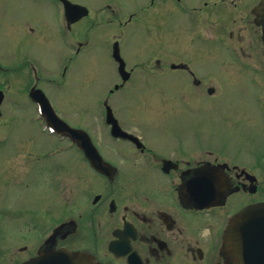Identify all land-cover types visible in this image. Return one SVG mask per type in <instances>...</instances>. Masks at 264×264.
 <instances>
[{
  "label": "flooded vegetation",
  "instance_id": "1",
  "mask_svg": "<svg viewBox=\"0 0 264 264\" xmlns=\"http://www.w3.org/2000/svg\"><path fill=\"white\" fill-rule=\"evenodd\" d=\"M66 1L81 6L80 11H68ZM260 1L96 0L90 5L78 0H0V40L8 37L14 43L45 47L21 58L20 52L0 49V57L18 59L5 71L27 76L22 84L29 90L36 87L46 92V84L61 83L48 78L49 68L41 60L52 43L56 44L60 79L72 69H82V60L100 45L107 49L118 75L110 96L124 89L139 72L151 77L172 76L179 101L189 107L204 93L213 96L210 90H215V84L222 86L209 69L193 66L206 58L209 43L226 44L237 59L233 64L243 65L226 68V75L264 79V71L247 62L254 56L255 35H260L263 43L264 20L255 16ZM175 16L181 18L180 24L175 23ZM131 29L150 35L155 51L133 61L127 59L123 51ZM244 44L247 51L251 49L249 53ZM116 49L121 60L115 57ZM122 64L125 73L120 71ZM121 74L128 79L123 81ZM263 79H255L260 87H264ZM29 102L39 113L37 104ZM253 107L259 115H242L241 120H252V129H259L256 135L264 140V106ZM115 117L119 126L140 142L114 137L111 125L105 123L111 142L129 147L125 151L114 148L115 160L105 158L113 173L94 171L99 180L79 175L71 184L60 179L58 184L42 186L43 191L35 190L33 180L22 179L18 182L23 187L20 192L28 194L19 198L14 196V186L0 185V264H34L62 251L88 254L94 264H233L224 233L242 209L264 204V149L253 147L250 154L236 151L229 155L210 149L209 143L200 144V140L197 147H173L165 153ZM29 122L43 135L50 133L42 116H32ZM245 134L250 139L254 132ZM29 151L38 152L40 162L51 155L44 147ZM30 176L27 173L26 177ZM49 191L53 195L46 196ZM10 193L13 206L3 207L1 203ZM197 197L206 198L208 206L200 207Z\"/></svg>",
  "mask_w": 264,
  "mask_h": 264
},
{
  "label": "rangeland",
  "instance_id": "2",
  "mask_svg": "<svg viewBox=\"0 0 264 264\" xmlns=\"http://www.w3.org/2000/svg\"><path fill=\"white\" fill-rule=\"evenodd\" d=\"M78 1L90 5L96 4V0ZM174 19L176 24H180L179 16H175ZM255 36L253 38L254 56L247 61L248 66L264 71V48L261 36ZM150 44H152L150 35L139 30L134 32L131 29L127 32L124 56L130 61L143 57L145 53L155 51L154 46ZM5 48L20 52L18 55L20 58L23 54H27L26 52L35 54L34 49H45V47L39 49L33 44L14 43L8 37L4 41L0 40V49ZM54 48L56 50V44L52 43L41 60L49 68L48 78L61 82V88L45 85L48 97L56 111L65 117L71 126L88 132L92 131L104 155L113 160H115L114 148L125 151L129 147L124 142H111L107 129L100 123V111L104 100L115 110L123 123L141 132L152 146L165 153L173 147L177 149L180 146L197 147L196 141L200 140H202L200 144L208 145L209 143L210 149L222 150L229 155L235 154L236 151L250 154L253 147L264 149V140L256 135L260 130L252 129L249 123L252 120H241L242 115H250V117L259 115L254 105L264 106V87H260L255 80L263 78L262 76L226 75V68H238L243 65L233 64L237 59L224 43L207 44L206 58L193 63L195 68L209 69L210 73L218 77V82H221L222 86L215 84L213 96L204 93L205 96L199 102H194L189 107H185V104L179 101L177 91L173 88L172 76L151 77L141 75L139 72V75L133 77L124 89L110 96V89L118 83V75L115 65L109 59L107 49L100 45L94 47L93 52L82 60V69L77 71L72 69L65 79H60L56 68L58 54L54 52ZM243 49L248 53L251 51V49L247 51L245 44ZM0 61L5 68L9 69L18 59L3 56L0 57ZM6 76L10 79L9 84H7L8 80H5ZM23 77L27 78V76ZM21 79L12 72L0 75V85H5L6 90V101L3 105L5 116L0 121L2 131L0 132V185L14 186V196L19 198V196L26 197L28 194V192H22V194L20 192L23 188L19 185L22 179L33 180L36 191L37 189L43 191L42 186L58 184L60 179L67 180L71 184L80 177L81 172L83 173L81 177L87 175L95 181L99 180L100 177L93 173L76 147H69V142L63 143V146L67 148L64 153L46 158L41 162L39 161L41 155H38V152L33 151L34 153L30 154V148L43 149L44 147L48 150L55 147L56 149L60 143L55 138L40 133L38 126L30 124V118L35 116V108L28 102L26 86L22 84ZM10 100L18 101V105L11 104L14 106L12 107L8 102ZM247 130L254 132L250 139H246V136H249L245 134ZM258 144L259 146H256ZM16 164L28 166L16 169L14 167ZM30 164L32 166H29ZM27 173L31 176L26 177ZM46 194L53 195L50 191ZM10 195L12 198L6 196L2 201L3 207L9 205L12 208L14 198L11 193Z\"/></svg>",
  "mask_w": 264,
  "mask_h": 264
},
{
  "label": "water",
  "instance_id": "3",
  "mask_svg": "<svg viewBox=\"0 0 264 264\" xmlns=\"http://www.w3.org/2000/svg\"><path fill=\"white\" fill-rule=\"evenodd\" d=\"M258 14L264 19V0L258 8ZM31 97L40 104L42 113L48 118L54 131L69 135L73 141L79 143L96 170L107 172V165L85 132L72 129L59 119L42 91L32 92ZM3 99L4 94L0 91V105ZM110 115L108 113V118ZM121 135L132 138L124 132H121ZM225 243L229 254L234 259L233 264H264V205L251 206L238 213L230 221L226 230ZM37 264H93V262L86 254L62 253L43 259Z\"/></svg>",
  "mask_w": 264,
  "mask_h": 264
}]
</instances>
